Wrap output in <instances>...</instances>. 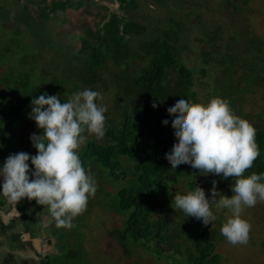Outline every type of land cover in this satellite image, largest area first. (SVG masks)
I'll list each match as a JSON object with an SVG mask.
<instances>
[{
	"label": "trees",
	"instance_id": "trees-1",
	"mask_svg": "<svg viewBox=\"0 0 264 264\" xmlns=\"http://www.w3.org/2000/svg\"><path fill=\"white\" fill-rule=\"evenodd\" d=\"M78 1V4L64 1L41 7L39 23L27 12L25 16L28 20L24 25L35 26L33 33L37 37L36 46L40 48L38 54L33 49L30 53L28 49H23L15 64H9L6 54L5 57L2 55L3 51L8 53L11 49L9 44L0 48V68L5 66V72L0 74V102L6 108L4 112H8L4 128L9 126L11 129L7 136L5 131L1 133V138L6 136L9 154L26 152L31 155L27 152L31 143L29 137L40 132L35 122L28 118L32 98L42 93L55 94L63 102L67 100L65 89L69 83L74 85L81 80L83 83L80 86L76 84V91L83 88L97 91L98 75H104V81L111 78L105 87L112 93L110 106L113 107L109 108L110 116H105L103 142L91 140L78 150L82 166L91 176H96L98 182L87 207L93 201L105 202L107 210H104L109 211L112 219L122 217L118 227L116 225L107 231L126 257H132V253L139 251L136 258L151 257L155 264H223L224 256L216 250L218 243L213 230H208L209 225H203L191 216L186 217L183 212L179 214L181 221L175 223L170 217L174 213L171 200L180 186L189 191L193 184L205 188L215 181L229 190L233 178L223 179L222 174L202 175L200 170L187 164L173 166L164 155V149L169 147L175 135L170 119L172 112L167 104L180 94L199 103L194 89V69L187 67L179 54L186 52L182 27L204 26V17L201 13L185 11L182 15L184 23L170 16L166 27H161L158 22L155 32L146 35L147 27L127 18L128 8L138 7L135 0H106L118 4L121 14L111 13L109 20L102 23L96 33L88 32L90 39L80 37L79 54L85 55L79 59L82 60L80 64L76 65L71 50L69 56L72 57L62 66L53 61L49 69H44L38 62L39 55L45 49L50 52L57 46L46 30L48 15L45 11L78 10L84 5L82 0ZM87 1L93 3L92 0ZM155 1L165 3L166 0ZM29 2L32 0H25L24 10ZM43 2L40 0L37 3ZM175 2L179 5L191 3L193 8L189 10L195 9V13H198V6L211 4V0ZM250 4V0H217L213 10L226 15L225 23L204 29L199 40L203 45L199 53L204 63L201 73L205 74L210 64L220 69L211 85L212 98L227 101L232 112L245 121L251 120V116L243 110L245 101L252 93H257L258 88H264V37L257 36L247 22ZM239 15L245 17L243 23L237 19ZM235 27L244 28L242 40L233 35ZM223 28L234 42L219 48V40L225 33ZM204 44L211 45L213 52L210 53ZM113 57L117 61L123 60L117 63L119 71L107 67ZM137 59L142 62L141 65L135 64ZM154 101L156 107H153ZM114 111L116 116L112 113ZM165 114L169 116L167 121L162 119ZM251 126L255 129L259 155L252 167L245 171V176L264 173V124L254 122ZM23 131L26 132L24 135ZM84 135L88 136L87 133ZM62 228L63 234L56 239L58 253L47 254L40 264H89L90 257L83 248L81 234L75 233L76 229L73 232L69 231V227L68 230L67 227ZM143 260L146 261V258Z\"/></svg>",
	"mask_w": 264,
	"mask_h": 264
},
{
	"label": "clouds",
	"instance_id": "clouds-1",
	"mask_svg": "<svg viewBox=\"0 0 264 264\" xmlns=\"http://www.w3.org/2000/svg\"><path fill=\"white\" fill-rule=\"evenodd\" d=\"M102 99L100 92L89 88L63 102L55 94L42 93L32 98L28 118L40 132L31 134L29 139L36 154L10 153L0 163V197L13 204L23 198L35 200L47 209L57 227H71L72 219L96 191L95 180L82 166L78 149L87 139L84 133L97 138L105 134L107 107L99 103ZM167 108L172 112L175 135L164 155L171 164L190 165L202 175L233 178L231 196L221 194L215 181L208 197L203 188L193 184L186 193L175 192L171 207L206 226L217 219L212 205L227 210L230 215L220 228L221 235L233 245L246 244L250 224L241 213L258 200L264 201V173L244 175L259 155L255 129L236 116L221 98L194 103L180 94ZM162 119L167 121L169 116L165 114Z\"/></svg>",
	"mask_w": 264,
	"mask_h": 264
},
{
	"label": "rangeland",
	"instance_id": "rangeland-1",
	"mask_svg": "<svg viewBox=\"0 0 264 264\" xmlns=\"http://www.w3.org/2000/svg\"><path fill=\"white\" fill-rule=\"evenodd\" d=\"M38 1L40 0H32L31 3L27 4L28 13L32 14L35 19H37V21L39 17V9L43 6L50 7L51 4L57 5L63 3L64 1L67 2V4H78L79 2L78 0H44L45 3L43 2V4H39L37 3ZM135 1L137 2L138 7L136 9L129 7L127 18L133 22H136L142 27H147L148 30L146 35H150L155 32L154 27L158 22L161 24V27H166L168 25L167 19L170 16L176 18L179 23H184L182 16L183 12L192 11L194 14H202L205 19L204 26L197 25L189 29L182 27L186 39V42L183 44L186 47V52L183 53L181 51L179 56L181 61L187 67L194 69V89L197 91L199 103H207L210 99H212L210 94L211 85L213 80L219 75L220 69L217 66H212L210 64L208 68H206L205 74L201 73L200 68L204 63L199 53L201 52L203 45L199 40L202 38V31H204V29L216 28L219 24L225 23L224 17L226 15L213 10L217 0H211V4L205 5L203 7L198 6V13H195V9L194 11L189 10L193 8L191 3L179 5L178 3L176 4V2L174 3V0H166L167 2L165 1V3H159L155 0ZM24 2L25 0L23 2L22 0H0V48H6V45L9 44V47L11 48L9 49V52H2L4 57V54H6V60L9 64H15L17 56H21L23 54V49H28L29 53L32 51V49L34 50L33 52L35 54L40 52V48L36 46V35L33 33L35 26L31 28L24 25V23L28 20L25 16L27 13L24 14V12H22V3ZM82 2L84 5L78 10L67 8L65 10L57 9L53 13L50 11H45L48 15V27H46V30L50 39L53 40L57 46L54 48L52 47L53 50L50 52L49 50L45 49L43 54L39 55L38 62L42 64L44 69H46V67L49 69L51 67L50 63H53V61L54 63L62 66L64 63L69 61V58L72 57L69 56V52L71 50L73 53V58L76 59V65H79L80 61H82L79 59L85 56L79 54L81 47L80 37L90 39L91 37L89 36L88 32L91 31L96 33L97 29L102 25V23L109 20L111 13L115 12L117 14H121L118 4H112L110 1L92 0L93 3L91 4L87 0H82ZM250 2L251 9L246 15L248 20L247 22L255 31L257 36L264 37V0H250ZM206 6H208V8H204ZM237 17L241 23L246 20L242 15ZM237 25H239L238 21ZM237 27L234 28L235 32L232 33L235 37L242 40L244 38H242V36H244V28L240 29ZM36 29L37 32H39L38 28ZM224 32L225 33L219 40V48L223 47V44L225 45V43L234 42L233 40H230L225 29ZM204 46L207 48V50H209L210 53L213 52V47L211 45L204 44ZM213 57L216 58L215 56ZM119 61L115 60L113 57V59H110V64H108L107 67H110V69L113 70L116 68L117 71H119L120 67L117 63H120L123 60L120 62ZM126 61H128L127 58ZM135 64L141 65L142 62L137 59ZM66 69L67 68L64 70ZM3 72H5V66L0 68V74ZM237 74L239 75V73ZM104 77V75H98L96 87L98 88L97 91L100 92L103 97L99 103L106 105L107 107V111L104 113V115L109 117V111H111L109 108L113 107L110 106L112 104L111 100L113 96L112 93L109 92V88L105 87V83L108 84L111 78L104 81ZM81 83L83 82L79 80L76 84L80 86ZM76 84H68L67 88L65 89L68 93L67 99H70L74 93L78 92L75 88L77 87ZM5 110L6 108L4 104L0 102V112ZM243 110L245 114L251 116V120L247 121L250 125H252L254 122L256 124H264V88H258L257 93H252L250 98H247L243 105ZM112 113H114L115 116L117 115V112L115 111ZM25 133V131L22 132L23 135ZM87 135L88 136L85 142L93 140L100 143L101 140L104 139V136L97 138L92 134L87 133ZM29 149L30 150H27V152H30L31 155L36 154L31 143L29 145ZM92 177L95 180V184L98 185L96 176ZM212 186L213 183L209 187L203 188L207 197L210 196L209 189H211ZM216 188L223 195H232L231 189H225L220 183L216 184ZM177 192L183 194L186 193L187 190H185L183 186H180L177 188ZM92 196L93 195L89 196L86 206L72 219V226L69 227V231L74 232L77 230L75 233L81 234L83 248L90 257L88 260L89 264H155L152 262L151 257H141V259L136 258L137 255L140 254L139 251L132 253V257H126L123 255L121 247L107 231L108 228L110 230L112 227H116V225L118 227L122 217L115 216L114 219H112L109 211L106 212L107 207L104 206L105 202L100 204L93 201L91 202L92 205L87 207ZM96 198L97 197H95V199ZM38 206L43 207L41 205ZM212 210L217 216V219L212 222L211 225H209L208 230H213L215 239L218 243H216V250L218 253L224 256L223 264H264V201L258 200L255 206L245 207L241 213V217L250 224V231L246 244L233 245L227 242L225 237L221 235L220 228L225 222L226 216L230 215V213L224 209L218 210L215 205H212ZM173 211L174 213H172L170 217L174 219L175 223L180 222L181 215L179 216V214L182 213V211L174 209ZM47 213L49 214L48 211ZM32 214L33 213L30 211L29 218L33 217L31 216ZM41 217L45 219V224L50 222L49 216ZM170 217L168 216L167 218ZM104 221L106 223L105 225H103ZM52 222L53 224L51 227L45 229V232L48 236L46 241H44L41 246L39 243H36V246H30V243H27L26 248H22L23 244L13 243L9 236L2 234L4 233V230L0 226V232H2L0 233V264H40L47 254L58 253L56 248V239H60L64 229L62 227H57L53 220ZM22 229L23 228H20L19 226L14 227L16 232ZM50 235H54L55 237ZM144 258H146V261L143 260Z\"/></svg>",
	"mask_w": 264,
	"mask_h": 264
},
{
	"label": "flooded vegetation",
	"instance_id": "flooded-vegetation-1",
	"mask_svg": "<svg viewBox=\"0 0 264 264\" xmlns=\"http://www.w3.org/2000/svg\"><path fill=\"white\" fill-rule=\"evenodd\" d=\"M23 1L24 0H22V2ZM22 4L24 6L25 3ZM23 6L22 12L26 14L28 12V5L26 10H24ZM36 22L39 23V19L38 21L36 19ZM7 116L8 112H0V121H2L3 123L2 128H0V145L3 146L0 147V163H3L5 158L9 155L8 146L6 145V136L9 134L11 129L9 128V126H7V128H4V119ZM4 131L6 132V136H3L1 138V133H4ZM0 182H2V177H0ZM30 211L33 213L31 215L33 216L32 218H29ZM41 216H49L50 222L45 224V219H43ZM52 224V218L47 213L46 209H43V207H39L35 203V200H28L27 198H23L17 203L13 204L10 203L6 198L0 197V226L4 230V233H0L9 236L13 243L23 244L24 247L22 246V248H26L27 243H30V246H36V243H39L41 246L48 237L45 229L51 227ZM18 226L23 229L16 232L14 230V227Z\"/></svg>",
	"mask_w": 264,
	"mask_h": 264
}]
</instances>
